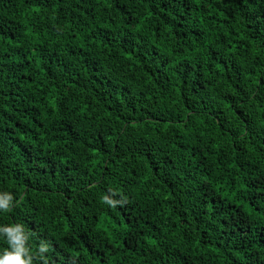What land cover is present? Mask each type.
<instances>
[{"label": "trees", "instance_id": "1", "mask_svg": "<svg viewBox=\"0 0 264 264\" xmlns=\"http://www.w3.org/2000/svg\"><path fill=\"white\" fill-rule=\"evenodd\" d=\"M0 192L49 264H264V0H0Z\"/></svg>", "mask_w": 264, "mask_h": 264}, {"label": "clouds", "instance_id": "2", "mask_svg": "<svg viewBox=\"0 0 264 264\" xmlns=\"http://www.w3.org/2000/svg\"><path fill=\"white\" fill-rule=\"evenodd\" d=\"M103 201L111 206H115L118 201L110 199L108 196L103 197ZM13 207V196L8 192H0V211L9 212ZM35 235L25 231L21 223L0 226V236L6 238L8 247L0 253V264H35L37 260L42 264H49L48 259L44 256L49 251V242L41 241L37 250L28 246L29 236Z\"/></svg>", "mask_w": 264, "mask_h": 264}]
</instances>
